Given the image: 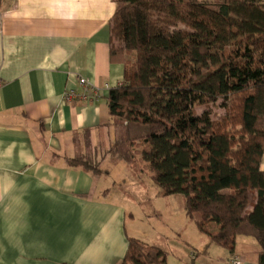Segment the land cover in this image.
I'll list each match as a JSON object with an SVG mask.
<instances>
[{
  "label": "trees",
  "instance_id": "16d2710c",
  "mask_svg": "<svg viewBox=\"0 0 264 264\" xmlns=\"http://www.w3.org/2000/svg\"><path fill=\"white\" fill-rule=\"evenodd\" d=\"M116 4L110 58L124 79L108 95L106 142L86 129L84 151L52 156L98 177L109 158L139 162L165 196L185 197L188 217L199 214L203 253L212 244L233 252L238 236H250L264 264V0ZM211 224L219 230L208 232ZM167 257L128 236L121 264Z\"/></svg>",
  "mask_w": 264,
  "mask_h": 264
},
{
  "label": "crops",
  "instance_id": "0c3cea01",
  "mask_svg": "<svg viewBox=\"0 0 264 264\" xmlns=\"http://www.w3.org/2000/svg\"><path fill=\"white\" fill-rule=\"evenodd\" d=\"M116 6L0 0V264H121L128 236L140 238L132 231L133 203L112 197L117 183L109 174L94 176L52 156L84 151L86 129L106 142L108 95L124 79L123 63L110 58ZM82 77L97 95L82 97ZM71 89L78 98L66 99ZM173 241L186 252L191 246L187 238ZM260 251L254 238L238 236L233 252L212 244L190 254L193 264H227L234 256L260 264Z\"/></svg>",
  "mask_w": 264,
  "mask_h": 264
},
{
  "label": "rangeland",
  "instance_id": "374dc122",
  "mask_svg": "<svg viewBox=\"0 0 264 264\" xmlns=\"http://www.w3.org/2000/svg\"><path fill=\"white\" fill-rule=\"evenodd\" d=\"M203 109L199 108V111ZM213 110L215 113L223 111L217 105L213 106ZM103 167L109 170V179L117 183L112 197L126 201L127 205H130L128 201L133 203L131 210L137 216L135 226L132 225V231L136 232L134 234L150 244L161 246L167 252L170 264H193L191 250L204 254L208 236L195 222L198 213L194 219L186 216L185 197L182 194L165 196L162 189L152 181L150 174L142 171V165L137 161L126 163L109 158ZM181 211L183 216H180ZM181 238H187L191 244L187 252L184 246H177L173 241ZM197 264H201V259L197 260Z\"/></svg>",
  "mask_w": 264,
  "mask_h": 264
},
{
  "label": "built area",
  "instance_id": "2783aa9c",
  "mask_svg": "<svg viewBox=\"0 0 264 264\" xmlns=\"http://www.w3.org/2000/svg\"><path fill=\"white\" fill-rule=\"evenodd\" d=\"M79 83L84 88V91H85L83 96H82L84 99L88 98L90 94H91V96L92 95L95 96L99 93L98 88H96L86 78H83V77L80 78ZM107 88H108V85H107ZM65 97L68 100H74V99L78 98L79 95L76 93L75 90L71 89V90L66 92ZM227 264H241V260L238 256H234L227 262Z\"/></svg>",
  "mask_w": 264,
  "mask_h": 264
}]
</instances>
